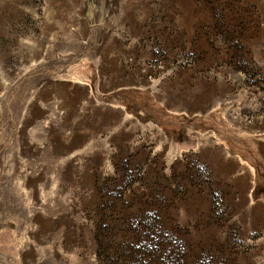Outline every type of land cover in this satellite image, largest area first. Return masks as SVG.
Masks as SVG:
<instances>
[{"label": "rangeland", "instance_id": "rangeland-1", "mask_svg": "<svg viewBox=\"0 0 264 264\" xmlns=\"http://www.w3.org/2000/svg\"><path fill=\"white\" fill-rule=\"evenodd\" d=\"M154 3L0 0V264H264L253 166L148 104L263 133L264 0Z\"/></svg>", "mask_w": 264, "mask_h": 264}, {"label": "trees", "instance_id": "trees-1", "mask_svg": "<svg viewBox=\"0 0 264 264\" xmlns=\"http://www.w3.org/2000/svg\"><path fill=\"white\" fill-rule=\"evenodd\" d=\"M148 104L156 117H165L176 126L172 133L178 138L182 136V126H192L200 132L213 131L216 133L229 151L243 157L253 166L256 177V193L264 196V132L251 133L235 128L227 121L220 108H215L203 115L189 116L185 113L168 111L152 96ZM125 105L126 109L134 110L133 103L126 102Z\"/></svg>", "mask_w": 264, "mask_h": 264}, {"label": "crops", "instance_id": "crops-1", "mask_svg": "<svg viewBox=\"0 0 264 264\" xmlns=\"http://www.w3.org/2000/svg\"><path fill=\"white\" fill-rule=\"evenodd\" d=\"M154 1L158 0H109V5H107L108 7V11L111 12L113 15L120 13V21L121 22H128V23H133V24H138V23H145V22H157L158 17H159V11L155 8L156 4L154 3ZM161 1H165V0H161ZM169 4H175L176 0H167ZM161 6V5H159ZM112 7H114L115 9L112 10ZM168 7V18L171 16V14H174L175 8H173L171 10L170 7L172 6H167ZM175 18V17H174ZM170 19V18H169ZM141 33V32H140ZM142 33L143 30H142ZM142 35V34H140ZM139 50H138V49ZM128 52L129 54H136L138 51H141V53H143L144 49H143V43L142 42H138L136 44H132L129 48H128ZM131 59V58H130ZM131 65L133 66H137V61H131ZM64 86H65V90L67 92V95L72 98L75 97L79 100L80 104H84L86 100L89 101L90 104V100L91 98V88L90 86H88L87 84L84 83H77V82H63ZM72 94V96H71ZM73 101L75 102V99L73 98ZM78 103L77 101L75 102V104ZM203 115V114H201ZM89 122V117H88V121L86 123ZM253 133H257V132H253Z\"/></svg>", "mask_w": 264, "mask_h": 264}]
</instances>
